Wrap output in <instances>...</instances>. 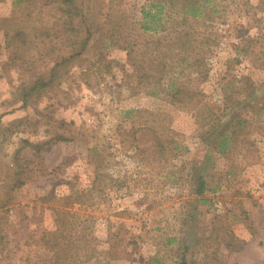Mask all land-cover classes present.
Returning a JSON list of instances; mask_svg holds the SVG:
<instances>
[{
	"label": "rangeland",
	"instance_id": "rangeland-1",
	"mask_svg": "<svg viewBox=\"0 0 264 264\" xmlns=\"http://www.w3.org/2000/svg\"><path fill=\"white\" fill-rule=\"evenodd\" d=\"M199 1L0 0V264H264V0Z\"/></svg>",
	"mask_w": 264,
	"mask_h": 264
},
{
	"label": "trees",
	"instance_id": "trees-1",
	"mask_svg": "<svg viewBox=\"0 0 264 264\" xmlns=\"http://www.w3.org/2000/svg\"><path fill=\"white\" fill-rule=\"evenodd\" d=\"M17 3H20L22 1L25 0H15ZM59 1L60 4L64 7L63 10H72L74 8L73 6V0H56ZM171 1V0H170ZM182 2V6L183 8H185L186 12H190L191 15L193 16H197L199 15V0H195L194 2H192L190 5H186V3L189 0H180ZM203 2V1H202ZM163 6L161 5V3L159 2H153V1H147L145 2L140 9V13H141V19L138 23V27L139 29H142L143 31H158L159 29H163V22H161V12H162ZM188 35V40H189V36ZM160 56H154V58H150L149 59V63H151L154 59H157V62L155 64L156 66V70L159 69L160 66H164L166 65V63H170L167 62V58L165 57H161ZM185 58L184 57H178L177 59L173 60L172 63H170V68L171 70L174 71L178 70L177 66L181 65V62L184 61ZM204 58H193L191 60V62L189 63V66H204ZM179 73L182 74V71L180 70ZM150 75H146L145 78H149ZM183 84L180 82L179 84H176L173 78V81L171 83V88L170 90H168V94L172 93V97L174 99L177 100H182V98L184 96H186L185 94L183 95L181 89L183 88ZM156 92V91H155ZM18 182H20L21 184L23 183V181L18 180ZM64 210L63 208L60 209H56L55 210V214L56 217L58 218V222L57 225L59 226H63V219H62V215L64 214ZM62 216V217H61ZM56 218V220H57ZM55 238L56 240L54 241V246H57V257L58 259L61 257V255L65 254V252L67 251V247H66V242L68 239H66V236L63 234V229L60 230L59 228L56 229V231L54 232ZM107 253L110 255V257L113 256V252L112 251H107ZM64 260V255L62 256V260L57 261L56 264H64L63 261Z\"/></svg>",
	"mask_w": 264,
	"mask_h": 264
}]
</instances>
